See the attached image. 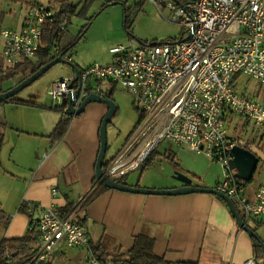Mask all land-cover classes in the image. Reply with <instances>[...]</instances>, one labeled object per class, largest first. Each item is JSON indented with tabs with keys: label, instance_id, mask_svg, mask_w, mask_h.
<instances>
[{
	"label": "built area",
	"instance_id": "built-area-1",
	"mask_svg": "<svg viewBox=\"0 0 264 264\" xmlns=\"http://www.w3.org/2000/svg\"><path fill=\"white\" fill-rule=\"evenodd\" d=\"M52 2L57 4L54 8ZM65 6L56 0L27 1L21 26L0 30L5 70L37 60L46 49L51 55L59 54V33L49 47L45 39L53 26L66 29L64 21L57 22ZM165 7L171 13L169 20L184 27V36L176 41L130 39L118 44L109 50L110 62L78 68V78L74 73L52 82L46 94L60 101L63 118L69 120L75 114L68 111L67 99L74 91L77 96L71 106L78 109L90 94L104 97L101 83L119 84L143 118L102 168L107 178L119 182L165 140L219 163L223 177L214 188L240 208L246 225L252 218L264 222V185L249 195L245 181L235 176L229 165L231 149L247 145L225 126L232 117L242 116L264 134V106L241 94L236 82L238 76L246 75L264 83V0H167ZM56 193L52 188L51 194ZM28 212L36 242L19 259L0 251V264H46L59 246L86 251L87 264H121L100 261L91 253L87 230L75 211L63 215L62 209L49 205L39 215ZM260 261L252 256L242 264Z\"/></svg>",
	"mask_w": 264,
	"mask_h": 264
},
{
	"label": "crops",
	"instance_id": "crops-1",
	"mask_svg": "<svg viewBox=\"0 0 264 264\" xmlns=\"http://www.w3.org/2000/svg\"><path fill=\"white\" fill-rule=\"evenodd\" d=\"M27 1L21 2L26 6ZM23 14L13 17L12 29L21 26ZM5 69L0 67V72L3 74ZM74 73L72 70L71 76ZM16 76L19 82L23 80L21 75ZM14 85L0 87V92ZM20 100L43 107L0 101V241L27 233L30 215L20 210L21 206L39 215L44 207L54 205L75 211L83 220L89 240L105 243L108 250L125 252L142 233L154 238V253L170 264H242L254 256L251 237L240 231L225 201L214 194L148 195L106 187L83 211L82 203L98 182L94 166L100 143V113L75 115L68 120L63 135L55 138L53 131L64 120L62 111L56 109L59 105L44 99ZM174 146L180 154L181 147ZM182 175L187 177L175 173L172 178L142 185L133 180L127 185L172 189L183 185L178 179ZM190 181L191 185L209 188L218 182L204 177ZM246 187L249 195L256 189ZM52 188L57 190L55 195L51 194ZM85 255L84 250L59 246L46 264H87Z\"/></svg>",
	"mask_w": 264,
	"mask_h": 264
},
{
	"label": "rangeland",
	"instance_id": "rangeland-1",
	"mask_svg": "<svg viewBox=\"0 0 264 264\" xmlns=\"http://www.w3.org/2000/svg\"><path fill=\"white\" fill-rule=\"evenodd\" d=\"M44 1L48 3V0ZM166 1L156 0L153 3L151 0H71L72 4L76 6V13L70 16L66 30L56 44L62 51L76 41L66 55L67 61L55 64L13 97L53 101L46 94L50 83L70 77L73 65L81 69L93 63H108L112 60L110 48L124 44L130 39L135 42L178 40L184 36V27L169 20L171 13L165 7ZM56 5V2L50 3L52 8ZM24 8L25 3L21 1L0 0V30L14 28L11 20L13 17L18 18L24 12ZM125 15H127V29L125 28ZM2 50L3 40L0 37V67H6ZM69 57L70 59H68ZM3 75L4 73L0 75V87L3 89L17 84L20 80L18 76L2 78ZM236 82L237 89L241 94L264 106V83L246 75L238 76ZM100 91L104 97H110L117 107L106 125L107 147L102 161L104 166L114 157L125 138L134 131L139 123L140 112L132 96L119 84L112 85L103 82L100 84ZM53 103L58 105L60 101H53ZM107 108L106 103L90 102L86 105L85 110L77 116L87 111L93 115L100 113L97 128L99 129ZM225 126L231 136L238 137L258 157V164L253 176L246 182L250 191L254 187L264 185V134L256 128L253 121L242 116L232 117L225 123ZM97 133H99L98 130ZM98 136L100 140V135L98 134ZM181 149L178 154L172 143L165 140L160 141L147 155L149 157L148 165L138 166L131 170L119 179V182L127 184L134 180L136 184L140 182L139 184L142 185L146 184L145 182L172 178L175 173L184 174L192 181L203 177L212 182L222 180L224 170L219 163L204 154L198 155L197 152L187 147H181ZM173 153L175 154L173 155ZM237 209L241 212L239 207ZM247 225L255 231L264 245V224H259L252 218L247 222ZM240 231L242 230L240 229ZM86 259L87 255L84 256L85 262Z\"/></svg>",
	"mask_w": 264,
	"mask_h": 264
},
{
	"label": "trees",
	"instance_id": "trees-1",
	"mask_svg": "<svg viewBox=\"0 0 264 264\" xmlns=\"http://www.w3.org/2000/svg\"><path fill=\"white\" fill-rule=\"evenodd\" d=\"M15 1H23V0H15ZM56 1L66 3L64 10L57 15V22L64 21L65 24H67L70 16H73L76 13V6L72 4L71 0H56ZM126 21H127V15H125V28L127 29L128 24H126L127 23ZM65 30H58L56 26H53L49 30L50 33H48L45 39L47 46L48 47L50 46L53 36H56V34L58 33H59L58 36H59V41H60ZM75 43L76 41L71 43L69 46H67L62 51L59 52V54H61L62 57L66 61L67 59L65 58V55H67V53L72 49ZM55 56L56 55H51L48 52V49H46L44 52L40 54L38 61L36 62L26 61V62L20 63L16 65L15 67L9 70H6L2 77L21 75L22 79H24L30 74H32L33 72H35L36 70H38L42 65L49 62ZM0 75H2L1 72H0ZM109 99L111 98L109 97ZM7 101L11 103L22 104V105H27V106L43 107V105L41 104L20 100L15 97H10L7 99ZM57 108L61 110V106L56 107V109ZM116 109L117 107L115 108V111ZM142 118H143V115L140 113L138 122H140ZM67 126H68L67 119L60 121L53 131V136L55 138H60L65 132ZM1 145H2V134L0 133V149H1ZM245 148L248 149V146H245ZM148 159H149L148 156L145 157L143 161L141 162L140 166H147ZM106 165L107 164L105 163L104 166ZM104 166L102 164V167ZM104 189H106V187H104L99 182H96L95 188L92 190V192L88 195V197L82 203L81 207L85 208ZM23 207L24 206H21L19 209L25 212H28L27 208L25 207L23 208ZM70 211H71L70 207L65 208L62 210V214L66 215ZM240 215H241V218H244V216L241 213ZM78 219L80 220V222L83 223L82 219L80 218ZM36 238H37L36 232L34 230L28 229L27 233L22 237L0 241V251L2 254L5 252H8L10 257L19 259L22 255H24L28 251L29 247L36 242ZM251 240L253 242L254 256L258 260H261L262 250H261L259 240L256 237H251ZM153 246H154V238L147 236L145 234H142V233L135 236L132 247L125 252H121L116 248L112 250H108L105 243L97 242L95 244L89 240V249L91 253L100 261H112V262L121 263V264H170L169 262L164 260L162 257L154 253ZM178 264H192V263H178Z\"/></svg>",
	"mask_w": 264,
	"mask_h": 264
},
{
	"label": "water",
	"instance_id": "water-1",
	"mask_svg": "<svg viewBox=\"0 0 264 264\" xmlns=\"http://www.w3.org/2000/svg\"><path fill=\"white\" fill-rule=\"evenodd\" d=\"M114 4V3H112ZM190 36L188 34L187 38ZM66 60L62 57L61 54L56 55L53 59H51L46 64L42 65L38 70L18 82L16 85L11 87L10 89L0 92V101H6L8 98L13 97L17 94L20 90L31 84L34 80L40 77L45 71L49 68L54 66L57 63L65 62ZM75 72L76 78L79 77V71L76 66H72ZM77 96V90L74 91L67 99V108L70 113H74L78 115L85 110V107L90 102H98V103H106L108 106L107 112L105 113L104 117L102 118L100 128H99V135H100V143H99V150L97 153V158L94 166L95 177L97 181L102 184L104 187L115 189L124 192H131V193H139V194H153V195H180V194H188L193 192H204L214 194L217 197L221 198L227 204L230 212L232 213L238 227L247 233L250 237H256L259 240L261 250H262V258L260 264H264V245L258 235L254 232L252 228L245 224L242 220L239 212L235 208L231 199L226 196L224 193L216 190L215 188L209 187H198L191 185V181L189 178L185 176H179L178 179L182 181L183 185L172 188V189H153V188H143V187H134L127 184H123L117 181H113L107 178L102 170V161L103 157L106 152L107 147V138H106V125L110 120V117L113 115L116 105L113 100L102 97L97 94H90L88 95L83 102L81 103L78 109H74L71 106L72 99H75ZM232 158L229 161L230 168L234 170L235 176L240 178L243 181H249L253 175L255 167L257 165L258 158L256 155L249 149L245 147H241L238 145H234L231 149Z\"/></svg>",
	"mask_w": 264,
	"mask_h": 264
}]
</instances>
